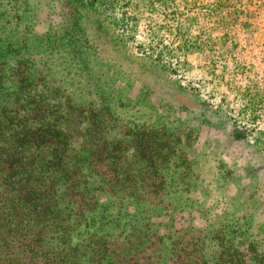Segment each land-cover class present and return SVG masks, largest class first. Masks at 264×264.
I'll return each instance as SVG.
<instances>
[{"label":"rangeland","instance_id":"obj_1","mask_svg":"<svg viewBox=\"0 0 264 264\" xmlns=\"http://www.w3.org/2000/svg\"><path fill=\"white\" fill-rule=\"evenodd\" d=\"M15 7L28 11L8 39L28 36V53L43 57L30 65L54 67L59 97L113 105L102 134L106 170L120 148L118 176L108 171L102 188L104 174L89 164L95 117L76 118L71 143L87 193L122 212L123 258L255 261L252 251L264 252V0H0V15ZM69 37L84 62L46 52L69 57ZM72 222L54 228L51 247L69 245ZM83 248L77 263L109 264Z\"/></svg>","mask_w":264,"mask_h":264},{"label":"trees","instance_id":"obj_2","mask_svg":"<svg viewBox=\"0 0 264 264\" xmlns=\"http://www.w3.org/2000/svg\"><path fill=\"white\" fill-rule=\"evenodd\" d=\"M16 9L18 14L14 16L0 15L13 23L9 27L0 26V264H79L74 253L80 246L84 247V253L88 251L86 255L91 253L95 259L109 257V264H155L152 251H144L146 255L137 251L123 258L122 245L129 233L121 230L122 212H112L110 205L87 193L89 181L83 175V166L77 164L73 156L71 133L77 132L76 118L91 120L95 117L98 140L92 141L96 147L89 164L104 174L102 188L107 182L108 171L115 172V177L119 175L117 155L120 148L112 154L113 166L106 170L109 156L106 157L102 134L104 116L111 115L113 105L103 106L99 102L93 108L94 103L59 97V77L54 67L45 69V65L40 69L30 65V58L39 56L42 60L43 57L39 50L28 53V36L13 43L8 39V35L20 26L23 12L28 11L24 8L20 15V9ZM68 42L73 46V50L67 52L71 54L69 57L58 49L60 47L46 52L55 55L56 51L62 63L67 59L70 66L75 61L84 62L79 49L75 52L78 43L70 37ZM63 114L67 116L65 119ZM92 130V133L96 131ZM132 134L136 138L139 135ZM153 141L148 144V152L154 151ZM169 141L175 144V140L169 138ZM86 156L88 159L90 154ZM96 191L97 187L93 193ZM67 222H72L69 245L51 247L54 228ZM48 227L53 233L49 234ZM255 244L252 241L249 245H259ZM91 245L93 248L89 250ZM249 250L255 253V261L244 260V264H264V252ZM178 257L183 259L182 254Z\"/></svg>","mask_w":264,"mask_h":264}]
</instances>
